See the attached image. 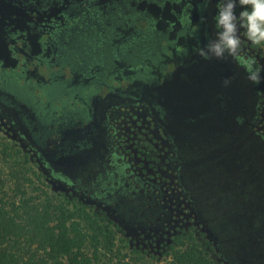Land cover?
<instances>
[{
	"label": "flooded vegetation",
	"instance_id": "flooded-vegetation-1",
	"mask_svg": "<svg viewBox=\"0 0 264 264\" xmlns=\"http://www.w3.org/2000/svg\"><path fill=\"white\" fill-rule=\"evenodd\" d=\"M215 12L216 0H0V133L46 191L107 217L124 241L121 226L132 229L140 255L155 248L166 257L185 238L182 217L220 253L207 230L211 218L221 225L210 202L231 190L215 182L212 159L233 152L235 136L264 161V81L199 54L214 37ZM240 36L243 53L264 64V49ZM235 179L249 202L245 177ZM117 200L145 217L116 212ZM167 203L179 219H160L155 240L152 207Z\"/></svg>",
	"mask_w": 264,
	"mask_h": 264
},
{
	"label": "trees",
	"instance_id": "trees-1",
	"mask_svg": "<svg viewBox=\"0 0 264 264\" xmlns=\"http://www.w3.org/2000/svg\"><path fill=\"white\" fill-rule=\"evenodd\" d=\"M9 149L4 145L3 157L9 156ZM241 161L246 165L238 167ZM17 163L14 160L11 168L17 164L19 169L12 168L6 176L0 171V264H147L137 252L123 253L116 243L115 231L99 222L85 206H72L42 189L29 191L26 187L32 180L24 172L28 161ZM212 165L216 162L212 161ZM231 167L233 171L226 174L225 166L213 168L215 182L232 193L215 192L216 201L210 202V207L217 205L213 207L219 213L221 230L227 239L235 238V245L226 251L218 243L220 253L213 245L211 253L189 236L179 239L162 261L152 264H226L228 259V264H260L250 256L264 242L259 238L264 234V161L254 156L250 162L238 159ZM244 169H249L250 174L241 176ZM234 178L248 182L249 202L240 201L242 187Z\"/></svg>",
	"mask_w": 264,
	"mask_h": 264
},
{
	"label": "clouds",
	"instance_id": "clouds-1",
	"mask_svg": "<svg viewBox=\"0 0 264 264\" xmlns=\"http://www.w3.org/2000/svg\"><path fill=\"white\" fill-rule=\"evenodd\" d=\"M242 9L237 16V6ZM215 34L208 40L199 54L206 60L229 59L242 68L245 78L254 85L264 81V64L242 51L240 30L253 46L264 48V0H216L213 16ZM230 77H225L222 86L231 85Z\"/></svg>",
	"mask_w": 264,
	"mask_h": 264
},
{
	"label": "rangeland",
	"instance_id": "rangeland-1",
	"mask_svg": "<svg viewBox=\"0 0 264 264\" xmlns=\"http://www.w3.org/2000/svg\"><path fill=\"white\" fill-rule=\"evenodd\" d=\"M262 129H263V132H264V125H263ZM4 140L7 141L5 139V137L3 136V134L0 133V171H1V173L4 174V176H6V174H9L12 171L11 170L12 168H15V169L18 168L19 169V167H17V164H18L17 162L19 160H23L24 158L20 154V151H17L18 149H16L17 148L16 146H14V145L11 146L9 144L10 143L9 141H7L8 142L7 143ZM4 145L9 146V148H10L9 149V153H8L9 156L7 158L3 157L4 155L2 154V149H3ZM158 159L159 158H157V155H154V157L152 158V160H154L155 162ZM14 160H16L17 164H15L16 166L11 168L12 164H14ZM7 161H8V163L6 164ZM152 164H154V163L152 162ZM26 168L27 169H25L24 172H26V174L28 176H30V178L32 180V183L26 188H28L29 191H32L33 189H37V188L46 191L47 189H45L44 186H48V184L45 183V180H43L41 177L37 176V174L33 171V169H31L29 167V165H26ZM8 181H10V180L8 179L7 182ZM9 186H13V183L11 185H9ZM55 187L57 188V189L55 188L56 191H60L59 190V187H60L59 185L56 184ZM256 194H258V193H256ZM114 204L111 206V208L116 210V212H118V213L125 212V210L130 208L131 212L127 210L125 213L130 212L131 215H134V214L137 213V214H139L140 218L141 217H145V216H141V214L139 212L141 210L138 209L137 203H134V204H132V203H128V204L124 203L123 204L122 202L117 200ZM172 206H171V204L167 203V206H163L162 205V206H159L157 208L156 207H152V208H154V210L152 209V216L150 218L152 220V224L153 223L155 224V227H153V229L155 231H152V238H155V240H158L161 237L160 233H161L162 228L160 227V219L164 218V220H166V222H168V220L169 221H174L176 219H179V217H177V215H179V213H177L175 207H172ZM140 208H142V207H140ZM112 209H110V208L107 209L108 218L112 222L116 221V220L118 221V216L116 215V213ZM106 218H102V219L96 218V219L99 222L105 223V225H107V226L112 228L111 223L110 222H106L107 220L105 221ZM182 222L185 225L180 230L185 234L183 236V237H185L184 239H186V237H189V236L195 237L197 239V241L200 242V244L202 246H204V248H206V250H208L209 249V245L206 243V241L204 242V238H203L204 235H203V237L201 236V238H200V235H199L202 232V229L199 228L201 225L197 226L195 224L194 220L191 217H188V218L182 217ZM137 223L138 222H136V224ZM207 223H208V229L207 230H209L210 228L214 229L213 230L214 233L218 236V241L217 242L219 243L220 248H222V249H224L226 251H229V247H232L230 245H232V244L235 245V242H236L235 238H232L231 240L227 239V236L225 234H223L224 232H222L221 228H220V230H218V228L221 227V225L219 226L217 224V220H215L214 218H211L210 220H208ZM137 225H138V229L136 228L137 231H139V229H140L143 234H147V233L150 232L146 228V226H144L142 223H140V224L138 223ZM121 228L125 229V232L128 233V237L127 238L129 239L130 244H129L128 240L124 241L122 238H119L118 237L119 233L117 235V233L115 232V234H116V243H117V245H121L123 253H127V254H131L132 253L133 254L132 250H134L135 248L137 249V248L141 247V246L137 247V242H138L139 239L133 238V236H135V234L132 231V229H130L128 227H125V226H121ZM203 234H205V231L203 232ZM122 237L124 238V236H122ZM259 238L261 240L264 239V234H263V236H260ZM237 243H238V241H237ZM208 251L211 252L210 249ZM140 252H142V250H140ZM251 252L252 253H251L250 257L257 258L260 261V264H264V242L262 243L261 246H259V247L257 246V249H253ZM227 253H229V252H227ZM151 255L152 256H147V255L141 254V256H143V258H144L145 262H147V264H152V262H154L156 260L162 261L165 258V255L159 253L157 250H155V248L152 249V254Z\"/></svg>",
	"mask_w": 264,
	"mask_h": 264
},
{
	"label": "water",
	"instance_id": "water-1",
	"mask_svg": "<svg viewBox=\"0 0 264 264\" xmlns=\"http://www.w3.org/2000/svg\"><path fill=\"white\" fill-rule=\"evenodd\" d=\"M231 141H233L234 143L233 145L231 144L230 148H235V151L233 150V152L230 151L221 153L220 156H216L214 159H212L213 162H216L215 167H217V165L227 167V172H223V174L233 171L231 163H233L234 161L239 159L250 162V160L254 157L253 151L250 150L251 148H246L244 144L239 143L235 136Z\"/></svg>",
	"mask_w": 264,
	"mask_h": 264
}]
</instances>
